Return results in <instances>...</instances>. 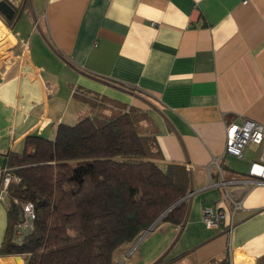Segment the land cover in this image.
<instances>
[{
    "label": "crops",
    "instance_id": "obj_1",
    "mask_svg": "<svg viewBox=\"0 0 264 264\" xmlns=\"http://www.w3.org/2000/svg\"><path fill=\"white\" fill-rule=\"evenodd\" d=\"M7 1L22 3L15 28L25 49L23 68L0 73V172L29 137L54 140L60 125L92 115L86 97L143 111L161 164L190 172L185 219L158 222L115 261L264 264V183H229L251 179L264 145L225 153L229 126H264V0ZM10 204L0 201V248ZM206 207L226 211L233 227L208 229ZM0 264L26 261L0 255Z\"/></svg>",
    "mask_w": 264,
    "mask_h": 264
},
{
    "label": "trees",
    "instance_id": "obj_2",
    "mask_svg": "<svg viewBox=\"0 0 264 264\" xmlns=\"http://www.w3.org/2000/svg\"><path fill=\"white\" fill-rule=\"evenodd\" d=\"M109 111L60 125L54 140L31 136L24 153L10 157L5 167L15 180L0 255L26 264H116V254L158 222H184L186 203L176 204L190 192L187 167L161 164L147 113ZM23 204L34 208L33 229L15 243Z\"/></svg>",
    "mask_w": 264,
    "mask_h": 264
},
{
    "label": "built area",
    "instance_id": "obj_3",
    "mask_svg": "<svg viewBox=\"0 0 264 264\" xmlns=\"http://www.w3.org/2000/svg\"><path fill=\"white\" fill-rule=\"evenodd\" d=\"M264 145V126L246 122L242 126L232 124L226 133L225 153L237 158L243 156L244 150L250 145ZM219 167V160H214ZM3 176L2 188L0 191V201L9 197L10 184L15 180L9 169L5 167L1 172ZM250 180H234L232 184H243L250 182L264 183V149L261 160L254 162L249 170ZM241 208L240 203H235V210ZM34 208L31 204L20 206V221L15 226L14 242L21 243L33 229ZM202 221L208 229L226 226L231 229L233 224H228V213L220 208L206 207L203 211ZM148 234L145 232L141 240Z\"/></svg>",
    "mask_w": 264,
    "mask_h": 264
},
{
    "label": "rangeland",
    "instance_id": "obj_4",
    "mask_svg": "<svg viewBox=\"0 0 264 264\" xmlns=\"http://www.w3.org/2000/svg\"><path fill=\"white\" fill-rule=\"evenodd\" d=\"M21 8H22V3H19L18 8L16 9L17 10L16 16L14 17V20L10 21L9 24H6L5 17L3 18L2 16H0V73L2 74L15 72L23 68L24 66L22 63L23 61L21 54L22 52L24 53L25 48L21 46V42L19 41L20 40L19 36H17V29L15 28L18 13ZM24 18L25 16H23L22 19ZM84 100L96 106V108L98 107L96 111L98 114L109 113L108 110L112 109L109 106L102 105V103L99 100H95L93 98L86 97L84 98ZM96 112L92 109V115L93 113ZM138 246L136 248H138ZM131 262H133V259H131ZM243 263H245V261ZM116 264H119V262L117 261ZM139 264H142V261H140Z\"/></svg>",
    "mask_w": 264,
    "mask_h": 264
},
{
    "label": "water",
    "instance_id": "obj_5",
    "mask_svg": "<svg viewBox=\"0 0 264 264\" xmlns=\"http://www.w3.org/2000/svg\"><path fill=\"white\" fill-rule=\"evenodd\" d=\"M0 13L9 21H12L16 15V10L14 9V7L12 6V4H10L7 0H0ZM188 196L185 197L184 199H182L179 203H177L176 205H179L182 202H185L187 200ZM175 205V206H176ZM175 206H173L171 209H173ZM170 209V210H171ZM168 210V211H170ZM164 216V215H163ZM162 216V218H163ZM160 218V220L162 219ZM159 220V221H160ZM154 229L151 228L150 230H148V233L152 232Z\"/></svg>",
    "mask_w": 264,
    "mask_h": 264
},
{
    "label": "flooded vegetation",
    "instance_id": "obj_6",
    "mask_svg": "<svg viewBox=\"0 0 264 264\" xmlns=\"http://www.w3.org/2000/svg\"><path fill=\"white\" fill-rule=\"evenodd\" d=\"M16 10V9H15ZM17 11V10H16Z\"/></svg>",
    "mask_w": 264,
    "mask_h": 264
}]
</instances>
